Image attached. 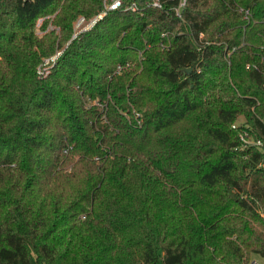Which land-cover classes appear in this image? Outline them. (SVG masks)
Masks as SVG:
<instances>
[{"label": "trees", "instance_id": "trees-1", "mask_svg": "<svg viewBox=\"0 0 264 264\" xmlns=\"http://www.w3.org/2000/svg\"><path fill=\"white\" fill-rule=\"evenodd\" d=\"M155 1L0 0V264L264 259V0Z\"/></svg>", "mask_w": 264, "mask_h": 264}, {"label": "rangeland", "instance_id": "rangeland-1", "mask_svg": "<svg viewBox=\"0 0 264 264\" xmlns=\"http://www.w3.org/2000/svg\"><path fill=\"white\" fill-rule=\"evenodd\" d=\"M107 3H110L111 0H107ZM103 8H104V0H103ZM46 19L49 20V17H47ZM45 19L43 20H39L35 26V35L41 37L43 34H46L47 32H50L52 30H54L55 34L58 35L59 33V29L58 28H54L51 24H48V26L46 27L45 30L41 29L42 23ZM94 21V23L92 24V22ZM96 17L93 18L90 21H85L84 18L79 17L75 23L73 24V34L74 36H76L77 34L84 32L86 30H89L95 23H96ZM60 55V53H57L54 57H51L49 59H45L44 63L41 65V67L44 68H49L54 61L56 60V58ZM53 59V60H52ZM239 121L242 123L243 122V118H239ZM247 141H251L250 139H247ZM253 261L258 262L259 264H264V259H261L259 257L256 256H251L250 260L248 262V264H251Z\"/></svg>", "mask_w": 264, "mask_h": 264}, {"label": "built area", "instance_id": "built-area-1", "mask_svg": "<svg viewBox=\"0 0 264 264\" xmlns=\"http://www.w3.org/2000/svg\"><path fill=\"white\" fill-rule=\"evenodd\" d=\"M106 1H107V0H104V12H103L101 15H99V16L96 18V20L101 19V18L105 15V13H106L107 11H110V10H113V9H117L118 7H120V6L124 3L125 0H111L110 3H107ZM184 3H185V0H180L179 8H182V7L184 6ZM153 6H155V7H160V5H159V0H156V1L154 2ZM132 10L134 11V7H132ZM177 15H178V11H177ZM38 23H39V22H38ZM93 23H94V21L92 22V24H93ZM52 60H53V59H52ZM43 63H44V62H43ZM48 69H49V68H44V69H43V68L40 66L39 69H38V73H39V75H43V76L47 75V73H48ZM233 128H234V127H233ZM241 141L243 142L244 146H247V147H248V146H252V147H261V142H259V141H254V140L247 141L246 138H244V137H241ZM251 264H259V263L253 261Z\"/></svg>", "mask_w": 264, "mask_h": 264}, {"label": "water", "instance_id": "water-1", "mask_svg": "<svg viewBox=\"0 0 264 264\" xmlns=\"http://www.w3.org/2000/svg\"><path fill=\"white\" fill-rule=\"evenodd\" d=\"M133 1H136V0H133ZM189 72V71H188Z\"/></svg>", "mask_w": 264, "mask_h": 264}]
</instances>
